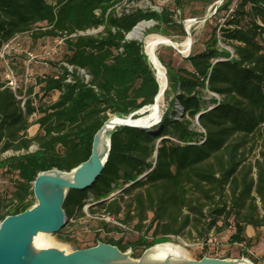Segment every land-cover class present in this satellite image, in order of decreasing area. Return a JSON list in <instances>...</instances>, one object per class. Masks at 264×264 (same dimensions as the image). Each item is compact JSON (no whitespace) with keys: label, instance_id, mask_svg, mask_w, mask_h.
<instances>
[{"label":"trees","instance_id":"trees-1","mask_svg":"<svg viewBox=\"0 0 264 264\" xmlns=\"http://www.w3.org/2000/svg\"><path fill=\"white\" fill-rule=\"evenodd\" d=\"M120 1L0 0V50L22 34L60 38L66 49L59 62H51L54 73L34 82L42 98L58 92L48 103L34 104L33 86L24 101L17 98L1 66L0 171L14 180L10 197L0 199V221L33 204L32 182L39 172L69 171L85 161L94 133L110 115L127 116L152 103L159 87L154 70L142 41L126 36L143 21L155 22L148 31L184 35L174 16L188 0H173V9L166 4L159 11H117ZM234 1L222 0L214 13L229 10ZM91 29L97 32L78 34ZM219 31L231 51L217 45L213 30L202 50L184 58L188 67L160 60L164 94L173 91L176 110L164 112L148 130L116 127L90 187L67 190L65 217L95 219L94 245L103 242L139 257L169 237L194 232L206 241L209 233L231 228L228 242L243 244L242 254L248 255L246 227L264 226V0H236ZM204 90L217 97L205 100ZM33 125L37 131L29 136ZM251 138L262 146L259 158L246 164ZM122 228L136 238L114 237L127 232ZM54 234L70 240L62 229Z\"/></svg>","mask_w":264,"mask_h":264},{"label":"rangeland","instance_id":"rangeland-1","mask_svg":"<svg viewBox=\"0 0 264 264\" xmlns=\"http://www.w3.org/2000/svg\"><path fill=\"white\" fill-rule=\"evenodd\" d=\"M172 1L173 0H122L115 8L117 11H120L123 8L127 9L132 7L143 9L150 8L159 11L161 6L171 4ZM218 1L219 0H215L211 4H207L204 0H188L185 2L181 9L182 11L180 13L176 11V15L174 17L178 22H181L184 31L185 26L189 25L188 31L191 35L190 49L187 51V53H183L180 47H176L177 49H174L169 45H159L156 48V56L158 60H163V62L171 60L172 65L175 67H188V63L184 60V58L192 51L202 50L204 42L208 40L210 33L213 30H215L217 38L219 39L217 45L231 51V47L222 41L219 27L225 26V20L229 16L231 7L234 5L236 0L230 6L229 10H221L217 13H214L215 6L218 7L221 3ZM170 7L173 9L172 4ZM201 17H204L205 20L199 22H189L188 24L186 23L188 20L192 21V19ZM142 23H147L148 25L144 28L141 36L139 38L130 37L129 39L142 41L144 54V40L148 35L159 34L177 44H180L187 37L186 31L185 34L182 35L174 29L168 30V34L166 35L157 31H148L155 24V22L143 21L139 24ZM95 32H97V30L89 31L90 34ZM58 41L59 38H39L34 40L29 34H22L12 40L7 48H2L0 50V69L1 66L4 65L5 59L13 71V79L16 84L15 93L18 98H22L24 101L27 96V89L30 86H33L30 97L33 98L35 105H38L40 102L48 103L56 99L58 95L57 91H54L49 96L42 98L41 92L39 90L40 85L35 84L34 82L43 75L54 73V67L52 66L51 62H59L62 59L63 54L66 52L63 43H58ZM162 66L165 70L166 77V69L163 64ZM165 89H168L167 80ZM18 91H21L22 93L19 94ZM211 96L215 97V95L204 90L203 98L205 100H208V98ZM206 105L209 106L210 104L206 102ZM167 110H176V101L173 91H170L168 95L163 93V99L159 106V116H161ZM145 114L146 112L143 114L139 113L138 115L144 116ZM37 116L38 114L36 113L29 120H33L37 118ZM36 131L37 126L33 125L28 129V135L31 136L35 134ZM261 146V140L258 138H251L248 141L245 147L246 164L252 163L255 159L259 158ZM251 147L253 149H250ZM33 148L34 146H31L30 149ZM254 170L255 169H252L251 173L253 177H255ZM13 180L14 177L12 174H7L0 171V199L5 200L6 198L10 197V194L13 191ZM90 197L91 196L88 195L86 202H90ZM35 203L36 201L34 199L33 204ZM87 209L88 205H85L83 207V211L87 213ZM66 220L67 221L65 226L62 228V232L68 235L70 240L61 241L55 236L54 233L42 234L39 241L37 240L36 242L37 244L39 242L40 245H38V250L45 248H56L61 251L69 252L77 249H86L94 245V233L98 230V224L96 223L95 219L90 218L86 214L85 218H66ZM231 232V228L225 229L219 233L211 232L206 237V241H204L205 239L198 238L196 234L192 232L191 235L186 233L182 237H169L154 244L155 246L169 244L178 255L179 260L199 259L197 256L202 253L203 256L214 258H244L249 262H252V258H255L257 264H264V226L256 230L248 227L245 230V234L251 244V246L246 250L248 254L247 256L242 254L243 250H245L243 244H231L228 242V236ZM113 235L114 237L123 236L124 240H133L136 238L135 233L129 231L123 234L121 232L114 233ZM130 257L133 260H138L140 259L141 255L139 257Z\"/></svg>","mask_w":264,"mask_h":264},{"label":"water","instance_id":"water-1","mask_svg":"<svg viewBox=\"0 0 264 264\" xmlns=\"http://www.w3.org/2000/svg\"><path fill=\"white\" fill-rule=\"evenodd\" d=\"M216 8L217 6H215L214 11ZM204 20L205 18L201 17L192 19L190 22ZM188 28L189 25L185 26L189 50L191 35ZM126 38H130L128 34ZM171 47L177 49L175 46ZM156 81L158 82L157 78ZM165 87L166 77L162 92H164ZM159 92L158 87V92L151 104H154ZM146 110L147 105L127 116L110 115L94 133L91 152L85 161L69 171L52 168L36 175L32 182V193L36 203L20 213L7 215L0 221V264H239L240 261L254 264L244 258L226 259L208 256H202L199 259L179 260L170 255L160 261H149L146 259L147 252L155 247V244L143 250L138 260L131 259L129 250L122 252L115 246L103 242H97L86 249L69 252L56 248L30 250L32 239L37 234L55 233L65 226L67 220L62 209L65 194L69 189L82 191L89 188L102 171L110 150L112 131L119 126L149 129L134 122L142 117L138 114H143ZM199 115L200 113L195 117L196 122H198ZM161 116L156 111V123ZM107 127L110 128L107 129Z\"/></svg>","mask_w":264,"mask_h":264},{"label":"bare ground","instance_id":"bare-ground-1","mask_svg":"<svg viewBox=\"0 0 264 264\" xmlns=\"http://www.w3.org/2000/svg\"><path fill=\"white\" fill-rule=\"evenodd\" d=\"M190 21L188 20L186 23L188 24ZM186 24V25H187ZM147 23H142L136 25L132 31L128 33L129 37L132 38H139L144 30V28L147 26ZM159 45H169V46H175V47H180L183 53H187L188 51V38L186 37L180 44L172 42L170 39L163 37L159 34H151L145 37L144 40V50L147 55L148 62L152 66L154 70V74L158 80L159 83V94L157 95L154 104H149L147 105V110L146 114L142 116L140 119L134 121L135 123L142 124L146 126L147 128H151V126L155 125V119H156V111L159 113V106L162 102L163 99V93L162 89L164 88L165 85V70L158 60L156 56V48ZM150 124H153L150 126ZM110 127H107L109 129ZM107 132V130H106ZM40 236H42L41 233L37 234L35 237L32 239L31 247L30 250H38L39 247V242L38 244L36 243L37 240L39 241ZM41 244V243H40ZM40 246V245H39ZM33 250V251H34ZM33 251H30L31 253ZM30 253V254H31ZM172 255L174 258L178 259V255L176 252L172 249V246L169 244H163L159 246H155L152 249H150L147 252L146 259L149 261H160L168 256ZM180 257V256H179ZM174 260V259H172ZM239 264H249L246 261H240Z\"/></svg>","mask_w":264,"mask_h":264},{"label":"built area","instance_id":"built-area-1","mask_svg":"<svg viewBox=\"0 0 264 264\" xmlns=\"http://www.w3.org/2000/svg\"><path fill=\"white\" fill-rule=\"evenodd\" d=\"M91 30H94V29H91ZM89 31L90 30H87V31H85V32H78V34H84V33H86V34H90L89 33ZM72 35H75V34H72ZM17 37V36H16ZM15 37V38H16ZM14 38V39H15ZM13 39V40H14ZM62 42V39H60L59 38V41H58V43H61ZM10 44V42L9 43H7V44H5L2 48H7L8 47V45ZM1 48V49H2ZM70 69V68H69ZM3 75H4V78H5V80H6V85L14 92V94H15V96L18 98V96L16 95V93H15V87H16V84H15V81H14V77H13V71H12V69L9 67V65H8V62L4 59V68H3ZM215 97H217L216 95H215ZM22 105H23V103H22ZM176 107H178V105H176ZM4 154H11V152L10 151H7V152H5Z\"/></svg>","mask_w":264,"mask_h":264},{"label":"crops","instance_id":"crops-1","mask_svg":"<svg viewBox=\"0 0 264 264\" xmlns=\"http://www.w3.org/2000/svg\"><path fill=\"white\" fill-rule=\"evenodd\" d=\"M248 227H250V226H248ZM248 227H246V229H247Z\"/></svg>","mask_w":264,"mask_h":264}]
</instances>
